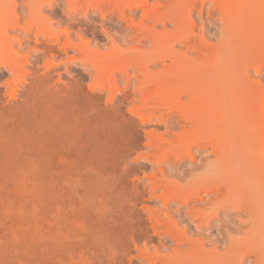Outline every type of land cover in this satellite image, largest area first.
Segmentation results:
<instances>
[{
  "label": "bare ground",
  "instance_id": "1",
  "mask_svg": "<svg viewBox=\"0 0 264 264\" xmlns=\"http://www.w3.org/2000/svg\"><path fill=\"white\" fill-rule=\"evenodd\" d=\"M70 49L75 74L56 81L45 71ZM18 60L32 74L22 93L57 82L31 96L46 102L33 114L49 208L67 198L101 225L64 238L48 225L49 252L67 244L92 264H264V0H0V76ZM123 139L146 150L142 164L113 157ZM73 146L85 171L53 194L63 172L52 161Z\"/></svg>",
  "mask_w": 264,
  "mask_h": 264
},
{
  "label": "rangeland",
  "instance_id": "2",
  "mask_svg": "<svg viewBox=\"0 0 264 264\" xmlns=\"http://www.w3.org/2000/svg\"><path fill=\"white\" fill-rule=\"evenodd\" d=\"M55 10H57L58 14H64L61 7L56 8ZM138 11L140 12L141 10L139 9ZM60 27L63 26L60 25ZM98 28L99 27L96 26L94 30L95 32L97 31L98 34H101ZM210 40L213 41L214 38ZM29 43H31V41H29ZM60 46L57 47L56 44V47L61 50L62 47L60 48ZM23 53L25 54V52ZM24 54L21 53V55ZM71 54L73 55V52L70 49L68 50L67 54H62L60 56L62 59L58 58L57 62L55 60L54 63L50 64L51 67L49 66L48 69L51 71H45L47 68L44 69L45 67L43 64H40V68H43L46 74L51 72L52 74L50 75L54 76L56 81H58L57 76H60L63 83L64 81L65 83H69L68 78L75 74H73V72H75L73 70V66L70 67V69H66L67 67L65 66V63L68 61V59H70L68 63H73V60L71 61V57H73ZM17 63H13L12 70H14H11L12 72H9V70H7L8 72L4 71L6 74L0 76V264H87V260L93 261V259H91L89 256V259H87V256V258L85 257L87 260L78 257V252H76V249L71 248L67 244L60 246V248H54L51 252H49L45 246L48 225H51V230H53V232L60 233L61 238L68 237L71 233L74 234L75 232L81 234L82 237H85L84 235L90 236L93 232L95 233L97 228H100L101 225L98 223V226L97 220L92 217L91 214L89 215V213H87V211L81 207L82 205H76L75 207H70V205H67L68 203H65L68 201L67 198L62 199V205L60 204V207L59 204L57 205L56 203H53L49 208L47 197L50 182L43 174L44 160L42 161L43 163L41 162V160L44 159V154H42L44 153V141H42L44 139L42 135L44 130L42 127L43 123H41L43 120L39 119V117H37L38 119L35 117L36 115H39L37 112H40V110H42V113H40L43 116V108H45L44 103L46 102L43 103L41 102L42 100L39 101L43 104H40L37 100H33L34 102L37 101L36 104H32L30 102H33L32 98L34 97H31L33 93L35 98L39 99V96L41 98V96H44L48 91L46 90L47 85L49 86L50 83L54 84L55 81L52 77V80H49V84L48 82L46 83L47 85L44 84L46 85L44 86V89L46 90H44L45 92L41 91L43 88L42 86L41 90L38 89V92H36L37 89L35 90L34 88L32 93H28L29 95H27L25 92L24 94L22 93V90H24V86L22 85H25V83L32 84L30 83V79L32 78V74L30 73L31 67L29 64H27V67L23 69L22 60L18 64ZM41 65H43V67H41ZM72 65H74V63ZM27 69H29V71ZM26 70L28 72H26ZM29 73L31 74V78L28 75ZM27 75L28 77H26ZM27 79L29 80L27 81ZM89 81L90 80L88 79V81L85 80V82H82L81 88H83L85 84L89 85L91 82ZM120 84L122 85V82H120ZM50 85L52 86V84ZM88 85L85 86L87 89ZM51 86L48 88H51ZM51 89L54 91L53 87ZM87 89H82L81 92L83 93L84 91L85 93V91H88ZM107 91L108 90H105L103 95H106L108 93ZM37 103L38 106L40 105L42 107L39 106V108H35L36 106H34L36 110L39 109L37 112H35V115L33 113L36 110H34L33 105H37ZM25 110H28L27 112L29 115ZM153 121H155V119ZM73 127H76L73 128V130L77 134H79V132L81 133V130H83L82 128L79 131L78 126ZM146 127L149 129L151 124H147ZM39 132H41V134ZM69 132L71 131L69 130ZM71 133L72 135L75 134L73 131ZM77 134L74 136L77 137ZM39 135L40 138L42 137L41 140ZM123 140L118 141L121 143ZM124 141L127 142L126 140ZM119 142L117 143L118 148L116 147L117 145L115 146V142H113V148L115 146L117 149H114V154H111L115 155L113 157L118 159L121 157L119 159L121 163L123 161L129 168H135L145 161V157L142 155V153L146 152V150L144 151L141 148L136 149V147H139L136 146L139 145V141L136 142L134 140L136 145L132 141H129L130 144L132 143L131 145L128 144L129 142H127L126 144H128L130 147L124 144L125 142L121 144ZM75 148L74 146L72 147L73 151L70 149V151L73 152L72 154L69 153L70 155L66 152V148H63L65 149L64 153L66 152L63 156V151L61 150V155L63 157L60 155L56 156V159L53 157L54 160L52 162H54V170L57 171L59 167L58 171L61 170L60 172H63L64 174L63 175L62 173H59L61 175V179L53 180V194H56L57 186L59 184L65 185V181H67L68 177H70L72 174H81L85 171V158H82V154L77 151V148ZM117 150H119V153L116 152ZM115 153H117V157ZM121 155L124 156L122 157ZM59 157L61 158L58 160ZM140 177L141 178L132 177V181L136 182L139 186L146 185L148 179L142 176ZM154 202L155 200L148 203ZM137 203L134 206L137 210L135 208L134 209L138 211L139 214H141L144 209L141 206V201ZM138 244L141 245V241H138ZM127 259L131 261V264H142L141 258L136 255L127 258L122 257L118 259L115 264H129ZM83 261H85V263ZM92 263L93 262L90 263L89 261L88 264ZM105 263L108 264L109 262L107 263V261H105L103 264Z\"/></svg>",
  "mask_w": 264,
  "mask_h": 264
}]
</instances>
